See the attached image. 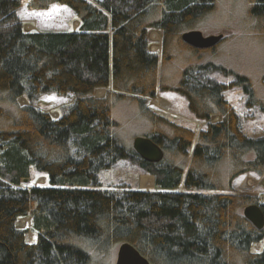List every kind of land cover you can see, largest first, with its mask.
I'll return each instance as SVG.
<instances>
[{
	"label": "trees",
	"instance_id": "trees-1",
	"mask_svg": "<svg viewBox=\"0 0 264 264\" xmlns=\"http://www.w3.org/2000/svg\"><path fill=\"white\" fill-rule=\"evenodd\" d=\"M231 2L235 13L244 8L246 35L264 40V0H0V264H104L124 242L151 264H264V228L243 214L251 204L264 211V202L234 185L264 174V135L246 133L224 94L241 87L247 107L264 113V75L260 91L246 74L205 64L215 46L182 39ZM24 3L67 5L79 26L27 30L18 15ZM151 29L163 34L161 56L150 49ZM211 71L234 80L207 78ZM160 87L184 95L205 127L196 132L153 111L148 99ZM50 93L74 97L58 117L33 104ZM124 103L140 111L142 135L162 148L161 161L142 159L120 134L115 110ZM120 159L153 175L155 190L103 189L99 172ZM32 167L47 186L23 185ZM25 217L33 242L17 225Z\"/></svg>",
	"mask_w": 264,
	"mask_h": 264
},
{
	"label": "rangeland",
	"instance_id": "rangeland-1",
	"mask_svg": "<svg viewBox=\"0 0 264 264\" xmlns=\"http://www.w3.org/2000/svg\"><path fill=\"white\" fill-rule=\"evenodd\" d=\"M236 4H229V10L217 13L206 20L205 26L201 31L205 35L224 34V40L218 43L214 49L206 50L203 54L202 61L223 65L238 73L246 74L251 78L256 89L260 90V81L264 75V40L251 39L246 35L247 30L243 28L246 23L244 8L235 13L232 7ZM231 10V11H230ZM20 21L27 30L38 31H72L77 30L79 20L74 12L67 6L61 4H52L45 9H31L29 4L24 3L18 11ZM200 30V29H198ZM150 49L162 55L163 34L160 30L151 29L149 32ZM185 66V65H184ZM183 66V67H184ZM170 78L177 75L174 72L175 66L168 65ZM182 68H180L181 70ZM173 74V75H172ZM206 74V72H205ZM161 76V67H160ZM171 78V79H172ZM207 78H212L220 82H231L234 80L233 75H223L219 71L207 73ZM168 83V82H167ZM169 85L175 84L170 82ZM161 86V84H160ZM261 91V90H260ZM107 89H99L97 96H104ZM225 97L234 105L236 110L242 116L243 127L246 133L251 137H261L264 135V113L257 107H247V95L241 87H233L225 91ZM74 100L72 95L61 96L55 93L45 94L34 100V106L50 112L54 117H58L68 105ZM20 104L26 105L31 103L26 97L19 99ZM148 106L156 113L162 114L171 121L190 127L199 132L205 127V122L198 120L190 111L187 98L174 90H165L160 87L155 97L148 99ZM115 119L122 124L120 134L126 139L128 145L133 146V141L138 136H143L148 125L140 117V111L136 106L124 103L117 105L115 110ZM219 118H215L218 120ZM134 133H138L133 137ZM99 179L102 182V188L105 190H126L129 188H138L145 191L155 190V177L146 174L138 166L137 162L130 159H120L114 166L109 169H103L99 172ZM152 179L153 182H152ZM249 181V182H248ZM247 182V183H246ZM152 183V184H151ZM23 185L27 187L47 186L46 177L39 173L34 167L31 169V177L23 180ZM235 189L242 194L250 197H257L260 202H264V174L257 175L247 173L239 176L234 181ZM17 225L21 229L27 230L29 241L36 240V234L32 230V221L30 217L21 218ZM263 242L253 245L254 252H261ZM118 246L113 250L109 260L105 259L104 264H116ZM98 256H95V259ZM95 264H100L96 259Z\"/></svg>",
	"mask_w": 264,
	"mask_h": 264
},
{
	"label": "water",
	"instance_id": "water-1",
	"mask_svg": "<svg viewBox=\"0 0 264 264\" xmlns=\"http://www.w3.org/2000/svg\"><path fill=\"white\" fill-rule=\"evenodd\" d=\"M223 38V33L205 35L198 29L186 31L182 35L184 42L198 49L212 48ZM133 148L142 159L149 162H159L164 157L162 148L146 136L136 137L133 141ZM243 214L258 229L264 228V211L259 205L246 206ZM116 264H151V262L131 243L124 242L118 246Z\"/></svg>",
	"mask_w": 264,
	"mask_h": 264
},
{
	"label": "bare ground",
	"instance_id": "bare-ground-1",
	"mask_svg": "<svg viewBox=\"0 0 264 264\" xmlns=\"http://www.w3.org/2000/svg\"><path fill=\"white\" fill-rule=\"evenodd\" d=\"M249 182V181H248ZM247 183V182H246Z\"/></svg>",
	"mask_w": 264,
	"mask_h": 264
}]
</instances>
